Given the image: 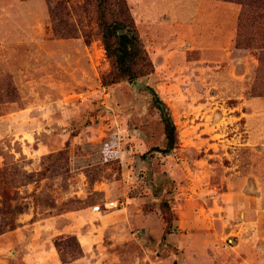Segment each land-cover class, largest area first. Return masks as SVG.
<instances>
[{
	"label": "rangeland",
	"instance_id": "374dc122",
	"mask_svg": "<svg viewBox=\"0 0 264 264\" xmlns=\"http://www.w3.org/2000/svg\"><path fill=\"white\" fill-rule=\"evenodd\" d=\"M123 1L151 67L115 80L96 0H0V264H264V10Z\"/></svg>",
	"mask_w": 264,
	"mask_h": 264
},
{
	"label": "trees",
	"instance_id": "16d2710c",
	"mask_svg": "<svg viewBox=\"0 0 264 264\" xmlns=\"http://www.w3.org/2000/svg\"><path fill=\"white\" fill-rule=\"evenodd\" d=\"M229 1H237L238 3L245 6L246 9H244L242 15L244 13H248L252 7L264 10V0ZM96 2L97 23L101 31L102 42L106 55L112 60L115 68L113 75L114 79H134L140 75L148 73L150 71L151 62L139 45V39L125 2L123 0L119 2V10L117 13L118 17L114 19L108 18L109 0H96ZM119 30H121V33H119ZM238 37L239 38L237 40L238 42L240 41V43L248 44V42L251 40L250 37H243L242 35H239ZM258 40L261 43L256 47L264 49V36L262 35ZM151 93L153 96L154 105L160 114L165 140L164 148L153 147L151 152L159 151L166 154L174 149L177 144V130L171 117L169 107L157 96L154 91H151ZM62 154V151H60L58 152L57 156H61ZM25 174L26 183L24 184H27V182H31L32 174ZM42 174V172L38 173L40 176ZM12 181L13 179L10 182ZM5 183H7V181H5ZM5 188L6 187L3 185V180L0 177V202L4 203L7 200L12 199ZM162 208L165 213H168L170 216L172 215L165 201L162 203ZM14 229L15 223L13 221L11 223H4V225L0 224V234ZM168 229L169 226L167 227L166 225L164 233H169ZM164 236L165 234H163V238ZM173 264H176V262Z\"/></svg>",
	"mask_w": 264,
	"mask_h": 264
},
{
	"label": "built area",
	"instance_id": "2783aa9c",
	"mask_svg": "<svg viewBox=\"0 0 264 264\" xmlns=\"http://www.w3.org/2000/svg\"><path fill=\"white\" fill-rule=\"evenodd\" d=\"M118 205H119V203L117 201H110L108 203H105V208L114 209V208H117ZM95 208H97V206H95Z\"/></svg>",
	"mask_w": 264,
	"mask_h": 264
},
{
	"label": "water",
	"instance_id": "95a60500",
	"mask_svg": "<svg viewBox=\"0 0 264 264\" xmlns=\"http://www.w3.org/2000/svg\"><path fill=\"white\" fill-rule=\"evenodd\" d=\"M119 33H121V30H119ZM150 91H152V89H149Z\"/></svg>",
	"mask_w": 264,
	"mask_h": 264
}]
</instances>
